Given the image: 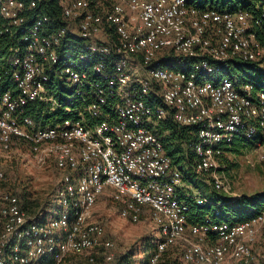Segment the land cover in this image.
<instances>
[{"label":"built area","instance_id":"obj_1","mask_svg":"<svg viewBox=\"0 0 264 264\" xmlns=\"http://www.w3.org/2000/svg\"><path fill=\"white\" fill-rule=\"evenodd\" d=\"M49 4L0 0V158L22 148L61 175L53 210L30 214L0 191V264H123L92 219L103 197L120 218L154 223L146 264L174 246L185 264H264V208L242 223L188 224L182 173L156 135L168 117L195 128L193 172L215 192L227 193L215 175L236 136H258L248 165L264 163V93L223 75L235 63L264 69L258 21L188 0H57L56 26ZM171 53L187 71L163 65ZM33 104L70 117L40 127L25 113Z\"/></svg>","mask_w":264,"mask_h":264},{"label":"trees","instance_id":"obj_2","mask_svg":"<svg viewBox=\"0 0 264 264\" xmlns=\"http://www.w3.org/2000/svg\"><path fill=\"white\" fill-rule=\"evenodd\" d=\"M188 3L198 9H214L218 12H247L252 15L253 20L258 21V24L254 25V32L257 40L264 48V0H188ZM44 13L50 15L54 19V25H58L59 20V8L57 6V0H50V4L44 8ZM177 65L180 69L187 71V64H180L179 58L175 57L172 53L163 65ZM225 77L233 81H237L238 84H249L253 87L254 92L264 93V69L255 65L235 63L231 69L223 72ZM61 91V90H57ZM55 98L60 102L62 98L59 93L55 95ZM30 116L40 127L54 126L62 120L70 117L66 114L64 109H57L54 112H49V108L42 104H33L27 107L25 112ZM195 128L178 127L174 124L171 117L160 123L156 131V135L164 145V149L170 157L172 164L176 166L183 176V183L186 185L185 191L181 194L180 199L185 200L189 206V212L187 221L188 224H203L207 220L211 222H227V223H242L253 218L264 208V193L260 196H240L235 199L223 197L218 193L213 192L208 202L204 206L198 207L193 203V195L191 190H188V185H194V189L200 190V187L193 182V178L189 180L187 171L185 168L194 166L195 158L190 145L195 142L196 137ZM259 140L256 136L253 140H246L243 136L239 135L233 138V140L222 147V155L219 158L220 168L219 171L227 169L226 155L227 154H239L243 150L254 148ZM189 183V184H186ZM15 196V195H14ZM200 196V195H198ZM17 197V196H16ZM202 197V196H201ZM22 204L25 211L30 214L36 212V204L30 200H21L17 197ZM204 198V197H203ZM41 211H44L40 209ZM157 241L155 243L145 242L142 244L141 253L144 255V260L141 264H146V261L150 254L154 252ZM124 256L120 262L126 259ZM126 262V261H124ZM159 264H184L173 255H169L166 251Z\"/></svg>","mask_w":264,"mask_h":264},{"label":"rangeland","instance_id":"obj_3","mask_svg":"<svg viewBox=\"0 0 264 264\" xmlns=\"http://www.w3.org/2000/svg\"><path fill=\"white\" fill-rule=\"evenodd\" d=\"M255 150L248 148L239 154H227V169L218 171L216 177H220L227 193L215 192L211 180L205 183L200 181L193 172V166L185 168L189 180L200 187L194 189V185H188L192 195H200L209 199L213 192L228 198L237 196H260L264 193V163H255L253 167L248 161L254 162ZM0 168L5 178L0 183V191L6 190L19 197L21 200H30L36 204L35 210H53L55 190L60 180V173L50 164L44 168L36 166L28 151L15 148L8 159L0 158ZM189 184V183H186ZM93 221L102 228L101 239L113 243V254L116 259L123 260V264H141L144 255L141 253L143 242L159 240L158 230L148 217H143L138 223H131L119 217L118 207L109 198H100L93 207ZM168 254L182 259V248L174 246L168 249ZM126 261V262H124ZM63 264H67V260ZM185 264V263H184Z\"/></svg>","mask_w":264,"mask_h":264},{"label":"crops","instance_id":"obj_4","mask_svg":"<svg viewBox=\"0 0 264 264\" xmlns=\"http://www.w3.org/2000/svg\"><path fill=\"white\" fill-rule=\"evenodd\" d=\"M101 236H103V234H102ZM100 238H101V237H100Z\"/></svg>","mask_w":264,"mask_h":264}]
</instances>
